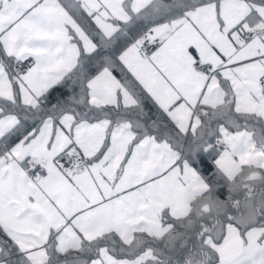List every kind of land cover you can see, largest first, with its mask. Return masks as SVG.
I'll return each instance as SVG.
<instances>
[{
    "label": "snow or ice",
    "instance_id": "snow-or-ice-1",
    "mask_svg": "<svg viewBox=\"0 0 264 264\" xmlns=\"http://www.w3.org/2000/svg\"><path fill=\"white\" fill-rule=\"evenodd\" d=\"M0 264H264V0H0Z\"/></svg>",
    "mask_w": 264,
    "mask_h": 264
}]
</instances>
